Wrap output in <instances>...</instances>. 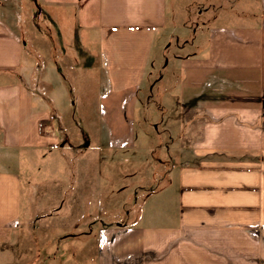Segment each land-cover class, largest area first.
<instances>
[{"label":"crops","instance_id":"obj_1","mask_svg":"<svg viewBox=\"0 0 264 264\" xmlns=\"http://www.w3.org/2000/svg\"><path fill=\"white\" fill-rule=\"evenodd\" d=\"M93 2L100 63L109 85L103 97L113 101V85H140L154 44L168 24V0H85L79 2L84 17L92 15ZM259 4V21L253 24L240 23L246 19L232 12L208 17L202 24L206 42L201 53L177 57L178 103L193 119L185 124L182 154L155 192L157 201L163 198L165 203L150 212L152 221L139 216L130 221L96 219L86 222L88 231L60 237L96 244L92 260L97 264H264V0ZM48 11L50 16L39 8L50 22L53 15L62 16ZM24 49L0 3L3 238L30 230L38 220L36 214H23V169L30 171V161L41 149H64L53 112L26 83L31 68L24 67ZM184 85L192 89L185 95ZM118 130L114 134L109 129L110 146ZM76 227L83 230L79 223Z\"/></svg>","mask_w":264,"mask_h":264},{"label":"rangeland","instance_id":"obj_2","mask_svg":"<svg viewBox=\"0 0 264 264\" xmlns=\"http://www.w3.org/2000/svg\"><path fill=\"white\" fill-rule=\"evenodd\" d=\"M55 1L0 0L3 16L25 43L23 63L31 68L26 83L53 112L64 147L41 149L38 160L30 161V171L23 169V214H36L38 220L20 232L23 237L0 233V264H97L92 260L96 244L60 236L88 231L86 222L96 219L151 220L150 212L165 203L157 201L155 192L182 154L185 124L193 119L178 103L177 57L201 53L206 42L202 24L213 14L232 12L246 19L243 24L258 22L261 14L259 0H168V24L140 85H113L117 92L108 101L95 3L89 6L90 19L79 3L85 0ZM39 8L62 16L51 15L50 22ZM187 89L184 85V95L192 91ZM109 129H119L114 146L109 145Z\"/></svg>","mask_w":264,"mask_h":264}]
</instances>
